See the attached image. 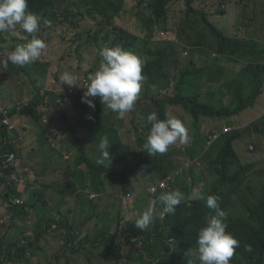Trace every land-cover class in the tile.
I'll list each match as a JSON object with an SVG mask.
<instances>
[{
    "label": "trees",
    "instance_id": "1",
    "mask_svg": "<svg viewBox=\"0 0 264 264\" xmlns=\"http://www.w3.org/2000/svg\"><path fill=\"white\" fill-rule=\"evenodd\" d=\"M172 1L176 0H28V11L40 14L44 19L50 21L48 25L41 23L40 32L36 34L38 38L46 42L47 49L52 45V42L62 40L78 42L76 47L78 51L83 48L84 43L87 44L86 48L97 45L100 50L120 46L134 52L139 57L141 55L145 57L142 75L147 78V83H145L146 81L142 83L134 110L126 115L125 120L133 127L128 129L125 134L121 133L123 131L122 119H116L115 125L106 126L100 113L94 115L93 124L89 123V119L85 115L84 117L79 115L85 135L82 139L76 136L69 149L72 150L70 156H73L75 161H71V158L66 160V167L76 179L72 181V184H60L61 196L57 193L50 201L44 193L39 190L35 191L27 203H30L31 207L34 208L37 215L36 219L29 217L30 212L25 206L11 208L16 214V219L12 224V232L4 241L12 240L6 243V254L0 258V264H31L29 259L25 258L28 249L36 252L37 264H63V262L61 263L62 259L65 260V264H72L70 256H76V252L82 250L77 248L75 244L76 230L85 228L89 223H92L95 228L93 233L95 237L93 238L103 237L100 241L107 242L106 253L101 257L104 264H129L132 260L141 264L144 259L147 260V264H199L190 250L195 251L199 230L206 226L209 217L214 214V210L206 207L202 197L206 198L207 195L218 196V203L223 210L228 206L227 203L232 201V194L239 190L236 188V184L243 175L249 172V167L240 164L241 158L236 147V142L248 132L227 134L215 142L218 146H212L208 149L204 159L212 167L211 172L213 174L210 180L206 177V171L201 168L193 169L189 174V179L187 175L180 176V181L174 185L173 190H179L187 197V194L191 193L195 186H200L202 188L200 198L181 203L174 215H166L164 219L152 218L150 227L141 231L134 222L141 212H133L132 216L125 212L126 206L135 207L132 205V199L125 197L132 190V179L137 176V171L141 175L143 174L141 169L147 170L149 166L160 167L163 170V162L179 163L181 161L180 156L183 154L181 151L170 148L172 145L164 154L154 156H150L143 149L151 127L147 121V116L152 110L148 108L152 106L155 109L154 112L162 120L169 116L175 117L173 115L180 116L177 112H181L183 109L194 118L195 124L199 127L196 133L197 138L193 140L190 137L188 144H186L187 153L194 157L199 152L198 149H203L206 146L208 139L207 134L200 131L199 121L201 117L228 118L254 106L258 96L264 92V63L248 62L244 67V71H248L250 74L254 91L248 92L249 95L245 96V90L238 84L233 99L235 106H225L224 99L221 102L224 105L221 106L202 100L200 97L202 86L197 93L185 91L186 87H183V82L189 73L193 72L192 67L195 68L196 65L198 68L200 64L207 71L214 68V64L208 66L212 54L210 49L216 50L218 48V53L224 55L232 51L234 47H242L249 51L252 47L253 51L256 52L259 46L256 45L258 42H252L251 39L246 38L251 36L239 32L240 29L242 31L243 28H246V23L243 27L238 26L237 33L228 36L208 18L207 10L195 8L193 3L196 0H186L185 3L190 12L186 13L185 18L189 20V16L194 15L195 21L200 24L203 20L205 25L201 31L207 34L200 45L192 44V52L195 49L193 57L189 60L182 59L177 55L178 46L173 44H171L170 49L167 47L153 49L151 43L157 22L164 23L165 29H169L167 24L168 9ZM129 2H131L130 5ZM134 7L137 8L135 17L140 22V25L137 26L140 30L137 33L130 30L127 22ZM219 13L226 14L227 10L220 8ZM99 15H102L101 19H98ZM120 20L122 23H116ZM242 22H245L244 19ZM191 27L193 26L186 27L188 31L183 37L182 50L188 48L183 44L184 41L191 44ZM138 33L145 34V37ZM4 36L2 35L0 39L2 40ZM15 37L18 42L11 45L12 51L17 45L26 43L31 39V35L21 28L17 30ZM139 45L144 46L145 51L143 53L138 50ZM63 57L64 55L61 56L62 59ZM178 65L184 66V73L180 80H177L174 74V67ZM50 67L51 64L49 65V63L48 68L47 65L41 67L39 72L43 79L47 78V70ZM205 74L208 75L204 86L209 87L207 81L213 73ZM216 75H218V71L213 77ZM4 76L5 74L0 75V79H7ZM54 78L58 79V76ZM53 79L50 81L54 82ZM216 84L209 87L211 92L207 91L208 95H215L216 91L213 89ZM171 86H174V90L167 93ZM51 94L53 95L51 89H47L43 96L39 94V91L35 92L21 113L28 114L32 121L39 125L36 150L45 149L61 156L62 153L51 144L48 129L50 123H43L44 115H49L50 111L40 109L42 105L47 104ZM181 105L183 109L180 108ZM67 108L68 105L66 106L65 103L60 109L67 114ZM259 110L264 111L263 101ZM13 112L15 119V116L19 115L20 112L15 108ZM144 115L146 116L144 117ZM258 122L264 125V117L257 120L255 127H257ZM0 130L2 152L17 150L20 131L15 129L12 132L6 124ZM7 136L10 137L11 143H6ZM103 136H107L109 139V153L112 156V164L108 168L95 163L98 156L95 150L96 145ZM124 136L129 137L131 141L128 142ZM133 137L134 140H132ZM134 146L137 147L134 149ZM77 152L79 154L75 155ZM119 162L123 163V167L120 169L117 168ZM80 163H86L85 170L78 169ZM59 165L63 166L60 161ZM61 166L52 169H66V167ZM119 173L120 175H118ZM188 180L193 181L190 183ZM37 182L39 179L35 177L33 183ZM113 183L120 186L118 193L122 194L120 199L122 205L118 209H113L112 202L107 201L114 198ZM80 188L98 192L99 197L91 199L83 194L81 198H77V192ZM162 193L164 191L160 195ZM21 195V193L6 190L2 196L11 198ZM245 203L247 211L249 209V216L246 213L245 216L236 214L227 217V222H230L227 231L231 232L240 242V247L236 249L230 264H264V196H261L257 202ZM103 210L107 211L106 217L104 220H99ZM50 228L55 229V234L53 232L47 237L46 234ZM122 228H127V230ZM137 236H142L143 244L141 247L138 246V239L131 242ZM53 243L58 246L55 251L50 249ZM246 244L251 245L252 252L244 250ZM85 253L87 259L93 264L102 263L96 261L92 253L87 251ZM72 260L73 264L75 261L76 264L78 263V259L73 258Z\"/></svg>",
    "mask_w": 264,
    "mask_h": 264
},
{
    "label": "clouds",
    "instance_id": "2",
    "mask_svg": "<svg viewBox=\"0 0 264 264\" xmlns=\"http://www.w3.org/2000/svg\"><path fill=\"white\" fill-rule=\"evenodd\" d=\"M41 23H43L44 25H48L50 21L44 19L40 14L28 11V0H0V33H14L16 35L17 30L21 28L24 32L31 35L30 40H28L26 43L17 45L13 51L12 49L3 51V53L7 55L4 59H0V64H2V67L7 68L9 64L23 67L27 64H31L40 60L48 47L46 42L43 39L38 38V36L36 35L40 32ZM172 25L173 24L169 25V27H171ZM0 49L3 50L4 48L1 47ZM99 55L102 59L97 70L90 74H86V77H84V73L79 72V69H75V71L72 72L64 71L63 73H61L59 76L60 84H66L69 87L65 89L67 92V99L63 100L61 91H58L57 88L47 87V89H51L53 95L56 94V98L55 101L50 102V99L53 96L51 94L47 101V104L42 105L40 108L42 110L50 111L49 115H44L43 123H50L48 125V129L49 136H51V144L54 148L62 153L61 157L65 162L70 158L72 159L71 161H75V158L73 159V156H70L72 150H69L72 146L73 141L70 142L69 146L66 144L67 140L62 141V144L55 141V134L57 133L58 129H62L63 127L61 125V117L62 119L67 118V114H65L60 109L63 105H65V103H70L72 101L76 107L78 106L80 101H82L85 109L92 116L90 119H92L94 118V115L98 113H96V111H91L90 107L95 109L96 105L94 101L98 102L100 100L101 104L103 105L104 112L111 111V114L116 113L121 119L125 117L124 121L128 126L127 130L131 128V124L128 123L125 119L126 114L134 110L135 103L139 99L142 88V81L144 80L142 69L144 64L143 59H145V57L142 55L141 57H139L134 52L126 50L120 46L104 48L100 50ZM45 65H48V63H41L40 67H44ZM8 73L9 74L5 75L4 77H7V79L15 78L16 74H14V72ZM39 76L35 78L33 75L32 79H36L35 83L41 80ZM35 85L36 89L37 84ZM13 88L10 89V94L14 92ZM2 94L0 97V104L8 110V116L14 124V128L10 129L12 130V132L15 129L19 130L21 134L17 144V150L2 152V145L0 144V203L2 208L4 209V213L1 214L2 216H0V258L6 254V243L12 240L11 239L4 241L7 239L10 232H12V224L16 219V214L11 210V208L25 206V208L30 212L29 217L31 219H36L37 215L35 214L34 208L31 207L30 203H27L30 199V196L35 193V191L39 190L44 193L46 198L50 201V199L52 198L50 195H48V192L51 190V188L61 196L59 185L62 183L72 184V181L76 179L72 176L71 172H69V168L66 167V165H59L58 161L56 163H52L48 167H66L65 171L66 173L69 172L71 179L68 178L64 179V181H54V183L63 181L61 183H56L57 186L34 185L33 175L34 169L36 168L28 158V154L31 156V151L27 149L26 137L27 141L29 142L32 129H35L37 131L38 141L39 125L35 124L28 114L21 113V110L30 102L34 95L32 94L28 98L23 99L24 92H22L21 101L10 102L7 99H4L7 97H3ZM39 94L41 96L45 95L46 90L43 94H41L40 92ZM74 95L76 96L74 97ZM14 108L20 112L19 115L15 116V119L13 112ZM52 114L53 117H51ZM118 117L114 119L115 124L116 119H119ZM3 118L4 115L0 113L1 122ZM80 121L81 118L79 117V115H77V118L75 119L76 127L73 128L69 125H66L65 128H71L75 133H78V135H75V137L77 136L82 139L85 133L83 130V125L78 127L80 125ZM147 121L151 124V127L146 137V142L143 145V149L150 156H154L156 154H164L168 151L169 146L172 145L170 148L181 151L184 158H180L181 161L179 163L163 162V170H161L160 167L154 166H149L147 170L141 169V171L148 177L147 188L144 190L143 194L144 196H147V198H149V201L143 207H141L142 205L140 203V195L136 194L133 189L130 191V194L125 196L126 198L132 199V205L135 206H126V214H130L132 216L133 212H141V214L134 220L135 226L141 231H145L150 227L152 218L158 217L160 219H164L166 215H174L176 213V209L179 208L178 205L187 200L189 201L201 197L202 188L200 186H195L192 192L187 194V197H185L179 190H173L174 185L180 181V176L187 175V178L189 179V174L193 169L201 168L205 170L204 163L206 167L209 163L204 159V155L210 147L218 146L215 143L216 141H218L221 137H225L227 134H229L228 132H224V130H222L219 134L220 137L214 138L216 132L215 130L211 131L213 129L211 126H208L207 131H203L201 126V133H206L208 136L207 143L203 149H198L199 152L197 153V155L192 157L187 153L188 149L186 147V144H188L190 140L188 129L180 119L169 116L168 118L162 120L159 118L156 112H151L147 116ZM72 123L71 126H74ZM106 123L107 122H105V125ZM3 125L5 124L0 123V129L3 128ZM127 130L125 132L121 131V133L125 134ZM177 142H179L180 144H184L185 146L178 145L176 144ZM6 143H11L10 137L8 136L6 137ZM64 144L66 145V151L62 152L60 150V147ZM109 146L110 144L108 137H101L95 149L98 153V156L95 160V163L97 165L105 168L111 166L112 156L109 153ZM249 149L250 152L255 151L253 146H250ZM12 154L14 155V159L12 161H8L10 155ZM78 154L79 152L75 153V155ZM240 160L242 161V159ZM241 161L240 164H243ZM85 164L86 163L78 164V169L85 170ZM16 167L25 177V182L21 183L15 181L13 175H18ZM2 169L5 171L4 175L1 174ZM253 176L254 174L249 169L248 174H245L241 177V180L236 184V188L239 190L238 192L232 194V201L227 203L228 206L225 207V210L220 207V204L218 203V196L207 195L206 198L202 197V199L205 200L206 207L214 210V214L209 217L206 226L199 230L196 241L197 247L195 251L190 250L192 256H195L199 261V264H230V261L234 256L236 249L240 247V242L231 232L227 231V228L230 225V222H227V217L236 214L245 216L246 213L249 216V209L247 211L245 202L252 203L260 200L261 197L259 196V194L258 199L255 201H247L244 199L247 196L246 190L251 191L250 187L248 186V182L250 179H254ZM139 179L140 174L137 171V176L132 179V187ZM188 181L191 183L193 180ZM6 190L10 192L21 193L22 195L12 196L11 198H4L2 195L5 194ZM115 191L118 193V188L115 189L114 183V194ZM163 191L164 193L160 195V193ZM260 191L262 192L261 196L263 197L264 186L262 187V189H260ZM77 193V198H81L83 194L87 195L91 199L99 197L98 192L91 191L87 188H80ZM235 194L238 195V199L242 202L243 205H236L233 200V196ZM18 199L22 200L23 202L17 203ZM116 200L117 196L114 195V198L110 199V202L114 203L116 202ZM121 205L122 202L120 200L119 207H121ZM101 214L103 215V218L101 219L99 217V220H104L106 217L105 214H107V212H101ZM87 229L88 226L83 229L76 230L75 244L77 248L79 247L80 249H82L80 251H84V249H86L87 247L97 249L100 248L101 245H104V243L100 241L103 237L98 239L93 238L95 237L93 234L95 232V229L93 233ZM122 229L125 231L127 230V228ZM53 232L55 234V229H48V233L46 234V236H50ZM137 239L139 240L138 246L141 247L143 244L142 236L133 238L131 242H135ZM22 241L25 242V240L23 239ZM106 244L107 243H105V249ZM244 250L247 252L253 251L251 245L247 244L244 246ZM87 252L91 253L90 251ZM93 255L97 257V255ZM25 258L29 259V262L37 260L36 252H33L32 249H28L25 253ZM98 258L101 259V257L99 256ZM85 260L88 259L85 258ZM91 264L93 263L91 262Z\"/></svg>",
    "mask_w": 264,
    "mask_h": 264
},
{
    "label": "rangeland",
    "instance_id": "3",
    "mask_svg": "<svg viewBox=\"0 0 264 264\" xmlns=\"http://www.w3.org/2000/svg\"><path fill=\"white\" fill-rule=\"evenodd\" d=\"M134 1V0H132ZM186 0H176L172 1L169 5V11H168V19L167 24L171 25L168 30L165 29L164 23H161L160 21L157 22V27L155 30V34L153 37V42L151 43L152 48L156 49L157 47L160 48H169L171 44L178 46V56H180L182 59L189 60L193 57L192 52V44L195 46H198L201 44V41L204 40L205 36L207 35L206 32H202L201 29L205 25L204 21L202 20V24L195 21V16L190 15L189 20L185 18L186 13L190 12L188 9V6L185 3ZM131 2H129V5ZM193 5L196 9L201 10H207L208 11V18L223 32H225L228 36H232L233 34L237 33L238 26L243 27L246 23V28H243L242 31L240 29V33L243 35L247 34L251 37H246L248 39H251L252 42H258L256 45L259 46L257 48V51H253L254 49L251 47L250 51L248 49L242 48V47H234L232 51H229L227 54L221 55V53H218V48L216 50L210 49L212 54L210 55L208 66H212L214 64V68L210 69L209 71L205 70L200 64L198 68L195 65V68L192 67L193 72L189 73V76L186 77V80L183 82V87L185 88V91H188L190 93H197L201 86L200 90V97L202 100L207 101L208 103H216L217 106L224 105L222 102V99H224L226 105L235 106V103H233V99L235 96V93L237 91L238 84L241 88L245 90L244 95L248 96V92H253V84L250 78V74L248 71H244V67L247 65L248 62H254V63H264V0H196ZM224 7V8H223ZM130 8V7H128ZM220 8L227 10L226 14H220L219 10ZM136 7L132 8L131 16L129 17L128 26H130V30L137 33L139 32V28L137 26L140 25V22L138 18L135 17ZM184 15V20L182 19ZM243 16V19L245 22H242L243 19H241ZM102 15L98 16V19H101ZM240 19V20H239ZM122 21H116V23ZM190 34H191V44L187 42H183L185 46L188 48L185 50H182L181 44L183 41V37L188 31V28L190 27ZM133 29V30H132ZM140 34V33H138ZM2 35H5L4 38L0 39V48L3 47L4 49H0V59H4L7 54H4L3 51L12 49V44H15L18 42L17 38L15 37L14 33H0V37ZM142 37H145V34H140ZM52 45L49 46L48 49H46L45 53L42 55L40 60L27 64L23 67L15 66L9 64L7 68L2 67V64H0V75L5 74L8 72H14L17 75L14 79H0V97L3 90V97H7L4 99H7L10 102L15 101H21V93L24 92L23 99L28 98L30 95H34L35 92L39 91L41 94L44 93L45 90H47V87H53L57 88L58 91H61V96L63 97V100L67 99L66 90L69 88L66 84H60L59 76L64 71H75V69H80V73H84V77H86V74H90L92 72H95L99 66V63L101 61V57L99 55L100 49L97 45H93L90 48H86L87 44H83V48L81 50H76V47L78 45V42L74 41H59V42H52ZM260 44V45H259ZM209 49V47H208ZM138 50L140 52L144 51V46L139 45ZM73 51V52H70ZM72 53V54H71ZM74 53V54H73ZM63 59L61 56H63ZM1 62V61H0ZM40 63H49L51 64V67L47 70L46 79H43L41 76L39 70H41ZM48 68V65H47ZM184 70L183 65H178L174 67V74L176 76L177 80H180ZM37 71V73H36ZM218 71V75L214 76L215 72ZM213 73L211 77L207 81V85L209 87H213L217 81L219 83L216 84L213 91L215 92V95H208V92H211L209 87L204 86V83L206 81L207 75L205 73ZM36 73V74H35ZM34 77L41 78L40 81H37L35 83L36 79H32ZM204 75V76H203ZM58 76L57 78H54ZM54 78V79H53ZM53 79L54 82H51L50 80ZM147 78L144 77V81H146ZM147 83V81L145 82ZM35 84H37V87L35 89ZM14 87V88H13ZM14 90V92H11L10 89ZM174 90V86H171L167 93H171ZM264 90V87H263ZM208 91V92H207ZM261 94H264L262 92ZM9 96V97H8ZM56 94L53 95L50 99V102L55 101ZM264 103V95L258 96L257 100L255 101L254 106L249 107L247 109H244L240 112V116H237L236 114L233 116H229L228 118L223 117H216L212 118V124L211 127L214 129L215 132L220 134V131L225 130L226 128H229L228 133H253L257 134L259 133L262 140L258 141L259 143V151L264 150V125L260 122H258L257 127H255V124L257 123V120L264 117V111H260L259 107L260 104ZM95 103V109L90 107L91 111H96V113H100L101 119L104 122H107L106 125L109 126V124H115L114 119L118 117L116 113L111 114V111L104 112L103 105L101 104L100 100L94 101ZM151 103V102H150ZM221 103V104H220ZM68 105V113L67 118L62 119L61 117V125L63 126L62 129H58L57 133L55 134V141L62 144L64 140H67V145L69 146L70 142L73 141L75 135H78V133H75L71 128L66 127V125H69L70 127H76L75 119L77 118V115H84L87 117V119H90L92 116L87 112V110L84 107V104L82 101L78 104V106L75 107L74 103L71 101L70 103H66ZM151 108V109H150ZM148 108L149 110H152V112L155 111V109L150 106ZM181 109H183V106H180ZM87 112V113H86ZM77 114V115H76ZM178 115H173L175 118L180 119L186 128L188 129L189 137H192L193 140L197 138L196 133L199 130V127L195 124L196 121L194 118L184 110L181 112H177ZM127 115V114H126ZM146 115H144L145 117ZM119 118V117H118ZM256 118V120L251 123V119ZM121 119V118H119ZM240 119L242 121L247 120L250 125L246 126H238L236 122H239ZM122 130L125 132L127 130V124L124 121V118L122 119ZM206 120V118L201 117L199 121L200 130L203 122ZM73 122V123H72ZM216 122V123H215ZM71 123L74 126H71ZM89 123H94V118L89 120ZM215 123V124H213ZM230 124V125H228ZM217 125V127H215ZM220 125H222L221 128H218ZM82 126V121L80 122V125L78 127ZM130 127H133V125H130ZM246 127V129H245ZM218 128V129H217ZM249 135V134H248ZM248 135H245L244 137H249ZM135 137V135H134ZM134 137L132 140H134ZM126 140L129 142L131 141L129 137H125ZM242 139V138H241ZM247 141L246 138L243 139V142ZM28 144L30 146H37V131L35 129H32V133L29 138ZM176 144L185 146L184 144H180L177 142ZM137 146H134L135 149ZM60 150L62 152L66 151V145L60 147ZM261 153V152H260ZM30 154H32L30 152ZM243 154V152L241 153ZM264 154V153H261ZM31 156L28 154L29 160L33 164L35 163H47L44 165V167H48L51 165V163H56L60 161L63 166L66 165V162L62 160L61 156H58L57 154H53L51 151L42 149V150H35L34 154ZM180 158H184V156H180ZM242 163L245 164L247 167H249L250 171L254 174V172L257 173H264V161L261 160H254L249 159L248 161H245L242 157ZM211 165L207 164V167L204 163V168L206 171V177H208V180L212 177L211 171ZM123 167V163L119 162L117 164V168L120 169ZM260 167H262L260 169ZM254 171V172H253ZM120 175V173L118 174ZM55 177L57 180H64L68 179L69 176L66 174L65 170H61L59 168H56L55 170ZM255 176L254 179H250L248 182V186L250 187V190L247 191V196L244 198L247 201H255L258 199V194L261 197L262 192L260 189H262L264 181L261 182V185L257 183ZM114 184V183H113ZM120 187L118 184L115 185V189ZM147 188V177L145 173L140 175V179L133 185L132 189L136 192V194L140 195V203L141 207H143L146 203H148L149 198L147 196H144L143 192ZM259 192V193H258ZM115 195L117 196L116 202L112 203V208L117 209L120 204V199L122 194L117 193L115 191ZM233 200L236 203V205H243L242 202L238 199V195L235 194L233 196ZM110 202V199L107 200ZM135 201V200H134ZM104 209V207H103ZM106 210H103L102 213H106ZM0 216H2L0 214ZM105 243L104 245H101L100 248L94 249L91 247H87L84 249V251H80L76 253V256H70L71 263L73 264V258L78 259L77 264H91L90 260H85L87 258L86 251H90L91 253L97 255L95 257V260L98 262H102L99 257H103L105 253ZM55 251V250H54ZM103 259V258H102ZM147 260L144 259V261H141V264H147ZM47 262L49 260L47 259ZM65 264V260L62 259L61 263ZM76 264V261L75 263ZM129 264H138L136 260H132Z\"/></svg>",
    "mask_w": 264,
    "mask_h": 264
},
{
    "label": "crops",
    "instance_id": "4",
    "mask_svg": "<svg viewBox=\"0 0 264 264\" xmlns=\"http://www.w3.org/2000/svg\"><path fill=\"white\" fill-rule=\"evenodd\" d=\"M261 95H264V94H261ZM67 106V105H66ZM237 116H240V114H238ZM256 120V118H253V119H251V123H253L254 121ZM212 121H213V119H206L204 122H203V124H202V130L203 131H207L208 130V126H211V124H212ZM216 123V122H215ZM215 123H213V124H215ZM236 123H238L237 125L238 126H248V125H250V123L247 121V120H245V121H242L241 119H240V121L239 122H236ZM228 125H230V124H228ZM215 127H217V125L215 126ZM222 127V125H220L218 128H221ZM246 127H245V129H246ZM217 128V129H218ZM258 129V127L256 128V130ZM213 130H215V128L214 129H212L211 131H213ZM210 131V132H211ZM249 134V135H248ZM245 135H248L249 137L247 138V137H244ZM245 135H243L241 138L242 139H240L239 141L238 140H236V141H238V142H236V147H237V152H238V154L240 155V156H242V157H244L243 159L245 160V161H248L249 159H254V160H261V161H264V154H261V153H264V150L263 151H259V143L260 142H258V141H260V140H262L261 139V137H260V135H259V133L257 132V134H255V132H253V133H247V134H245ZM244 138H246L247 139V141H245V142H243V139ZM1 139V138H0ZM26 145H27V149L29 150V151H31V153L32 154H34V152H35V150H36V147L33 145V146H30L29 144H28V141H27V137H26ZM250 146H253L254 147V150L255 151H251L250 152V150H249V148H250ZM243 152V154H241ZM261 152V153H260ZM31 154V158H32V155ZM47 163H45V164H43V163H35L34 165H35V168L36 169H34V178L35 177H38V179H39V182H37V183H35L37 186L38 185H48V186H51V185H53V186H57L56 185V183H61V182H63V181H58V182H56V183H54V181H56L57 179H56V177H55V170L54 169H52L51 167H42V166H44V165H46ZM52 164V163H51ZM262 167H260V169H261ZM254 172V171H253ZM68 176H69V178H70V174H69V172L68 173H66ZM254 176H255V178H256V180L258 181V183H259V185H261V182L262 181H264V173H257V172H254ZM253 176V177H254ZM71 179V178H70ZM34 184V185H35ZM35 185V186H36ZM263 186H264V184H263ZM57 193H56V191L54 190V189H52L51 188V190L48 192V195H50L51 196V198H53L55 195H56ZM4 213V209L2 208V206H1V203H0V214H3ZM106 215V214H105ZM8 216H9V214H8ZM100 218L102 219L103 218V215L101 214V216H100ZM100 219V220H101ZM94 225L92 224V223H89L88 224V229L87 230H89L90 232H94ZM47 237H49V236H47ZM58 248V246H57V244L56 243H53L52 245H51V247H50V249L51 250H56ZM31 264H37V260H33L32 262H31Z\"/></svg>",
    "mask_w": 264,
    "mask_h": 264
},
{
    "label": "built area",
    "instance_id": "5",
    "mask_svg": "<svg viewBox=\"0 0 264 264\" xmlns=\"http://www.w3.org/2000/svg\"><path fill=\"white\" fill-rule=\"evenodd\" d=\"M0 113L4 115V118H3L2 122L0 120V123H4V124L8 125L10 128H14V124L12 123L11 119L8 116V110L5 109L1 104H0ZM228 131H229V128H226L224 130V132H228ZM219 137H220V135L218 133H216L214 135V138H219ZM13 159H14V155L12 154V155H10L8 161H12ZM16 171L18 172V175H15V174L13 175V177L15 178V181L21 182V183L25 182V180H26L25 177L20 173V171L17 169V167H16ZM1 174L2 175L5 174V171L3 169L1 171ZM22 202L23 201L20 199L17 200V203H22Z\"/></svg>",
    "mask_w": 264,
    "mask_h": 264
}]
</instances>
